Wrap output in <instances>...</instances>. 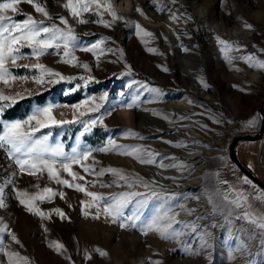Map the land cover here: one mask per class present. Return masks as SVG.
I'll use <instances>...</instances> for the list:
<instances>
[{
	"label": "rangeland",
	"instance_id": "1",
	"mask_svg": "<svg viewBox=\"0 0 264 264\" xmlns=\"http://www.w3.org/2000/svg\"><path fill=\"white\" fill-rule=\"evenodd\" d=\"M36 2L45 6L52 17L51 20H46L47 24L55 23L65 27L58 18H68L78 36V47L74 54L79 64H88L91 71L82 66H73L76 62L62 63L61 56L56 54L43 55L39 62L64 76L91 75L94 79L87 85L80 79L39 85L31 79L33 75H38L37 70L10 66L14 75L28 76L29 79L17 80L10 86L0 83V89H3L5 94L14 95L19 92L25 99L49 92L50 97L42 104L32 103L23 117L5 119L3 115L14 104L6 107L0 116V129L3 123L24 121L36 109L50 104L58 105L53 109L56 119L71 120L74 114L88 107L76 110L72 106L82 104L92 97H96L95 102L100 103L99 97L107 93V99L103 102L104 106L100 112H89L82 117L84 120L95 118L113 105L130 102L139 93V108L117 107L111 116L105 117L104 125L107 127L98 124L91 132L81 136L82 124L54 126L41 129L35 133V137L48 135L50 146L63 144L64 150L69 154L74 148L80 151L98 149L111 137L121 145H142L154 150L161 154L158 160L169 157L163 159L164 164L183 162L187 170L143 165L134 158L119 153L93 152V158L98 162L97 171L110 166L121 168L126 174L138 175L149 182L150 189L140 185L130 188L123 182L121 186L102 187L101 185L112 184L116 177L112 174L99 177L85 174L79 165H73L74 171L86 176L88 181L95 182L88 185V190L101 193L105 197L131 191L162 193L159 198L153 197L143 205L137 204L136 201L145 197L132 198L125 214H139V223L144 224L166 210H170V214L179 213L176 219L182 223L174 227L181 235L175 239H162L155 232L143 235L139 227L121 229L118 224L106 222L103 217L94 219L91 215L85 216L81 201L90 198L84 193L57 185L55 181L49 180L47 173L37 176L24 173L17 175L14 184L5 188L7 207L0 208V218L16 233L21 244H15L7 234L5 243L10 244L12 249L19 251L21 255L29 257L31 264H151L152 261H160L161 264H219L221 251L216 244L230 242L224 253V264H264V249L260 245V240L264 237L244 220L233 219L229 223L225 215L213 216V206L206 198L217 189L224 192L233 187L248 194L250 211L264 215V198H257L264 197V190L234 164L228 151L235 136L256 134L262 124L260 109L264 102V69L251 67L240 57L250 55L254 57V62L264 61V0H176L175 3H172V0H110L117 15L124 17L113 21L111 12L101 9L102 18L112 22L110 27L96 23L99 17L93 11L82 15V19L89 21L88 23H79L71 16L70 11L63 7L67 0ZM101 3L104 4V0H101ZM161 7L165 10L160 11ZM18 8V13H8L17 22L23 21L26 15H32L37 20L45 19L26 0L20 3ZM172 13L179 19H170ZM137 23L142 29L153 33V36L137 35ZM216 24L224 35L236 30L251 33L247 42L240 36H234L235 40L219 36L228 41L233 49H238L233 50L237 54L235 57L238 67L230 64L224 57L219 58L222 46L212 40L214 35L221 33V29L215 27ZM246 24L252 27L247 28ZM216 28L217 31L214 30ZM160 33L164 38L160 37ZM180 34L182 43L175 44L176 36ZM101 39H104L102 48L114 51H105L100 55L99 52L93 54L81 50ZM148 48H154L156 51L149 52ZM183 48L187 49V54L181 51ZM117 49L122 51H115ZM21 53L28 56L31 50L25 47L21 49ZM36 62V59L32 58L19 60L17 63L30 65ZM129 65L131 75H121L128 71ZM183 65L188 66L187 70L183 69ZM164 68L168 71H164ZM247 68L259 72L258 82L252 80ZM189 72H194L196 79ZM201 79L208 85L205 87L207 97L194 86L195 82ZM132 81L159 88L160 98L157 99L154 93L143 91L139 84H132ZM23 99L18 98L17 102ZM171 103L179 104L180 110L171 107ZM145 111H155L158 115L153 114L154 118L163 122L160 124L154 121L156 123L143 125L142 117ZM164 116L169 119H163ZM180 117L187 118L181 120ZM253 118L257 120V125L254 128L246 127V122ZM126 129H132L145 139L126 135ZM168 141L183 142L187 146L177 148ZM237 154L245 166L264 181V139L240 142L237 145ZM171 157L176 160L170 159ZM87 163H92V158ZM190 166L192 168H189ZM16 170L4 149H0V183ZM61 176L71 179L64 172ZM173 177L175 179H172ZM244 178L250 183H244ZM223 181H227V184L222 183ZM44 187L63 191L65 198L57 196L52 201H37L38 206L44 211L60 208L70 219L61 220L53 214L51 220H41L27 212L15 195L17 189L35 193ZM169 196L173 198L168 199ZM215 200L217 204L221 203L219 197ZM181 205L196 211L189 214L180 207ZM89 211L94 213L96 209L91 208ZM233 215H240V211L237 210ZM197 217L203 219L197 220ZM188 223H195L197 230L192 231L191 227H186ZM45 227L47 232L44 231ZM52 241L63 243L66 251L57 253L48 246ZM241 241L247 245L246 248L240 247ZM211 243L215 249H205L204 246ZM97 248L108 255L101 256L96 251ZM85 252L91 254L90 260L85 258ZM68 257H71V260ZM6 259L0 254V262Z\"/></svg>",
	"mask_w": 264,
	"mask_h": 264
},
{
	"label": "snow or ice",
	"instance_id": "2",
	"mask_svg": "<svg viewBox=\"0 0 264 264\" xmlns=\"http://www.w3.org/2000/svg\"><path fill=\"white\" fill-rule=\"evenodd\" d=\"M22 2H25V0H0V83L10 86L17 80L26 81L29 79L28 76L14 75L11 67H23L25 69L37 70L38 75H33L31 79L39 85L56 83L60 80L72 81L76 79L83 80L84 84L87 85L89 81L93 80L94 77L91 75L80 77L64 76L62 73L39 62L40 57L43 55L56 54L61 56L60 62L62 63L73 64V62H76L73 66H82L89 72L91 71L88 64H79L78 59L74 54V50L78 47V36L69 24L68 18L64 16L58 18L60 23L65 27H61L55 23L47 24L46 20H51L52 17L46 7L42 6L39 2H36V0H26V2L33 5L35 11L42 14L45 19L37 20L32 15H26V18L23 21L17 22L14 17L8 15V13H18V5ZM175 2L176 0H172V3ZM63 7L68 9L71 16L76 18L79 23L89 22L82 19L83 13L89 11H93L94 14L99 17L95 21L96 23L104 24L106 27H110L112 22L102 18L103 11H110L113 21L116 19H124V17L117 15L110 0H104V4L101 3V0H67ZM101 9H103V11H101ZM159 10L164 11L165 9L161 7ZM137 11L141 10L137 9ZM170 19L176 21L179 17L175 13H172ZM188 19H191V17H188ZM135 27L137 29V35L153 36V33L142 29L138 23L135 24ZM245 27L251 28L252 26L246 24ZM217 39L222 46L225 58L231 64L235 58L231 57L229 52L238 49H233L228 41L222 40L219 37ZM103 43L104 39H101L91 46L84 47L81 50L93 54L99 52L100 55H103L105 51H114L113 49L105 50L102 48L101 45ZM25 47L31 50V53L28 56L21 53V49ZM49 50H52V52L50 53ZM115 51L122 50L117 49ZM148 51L155 52L156 49L148 48ZM32 58H35L37 62L30 65L17 63L19 60ZM240 59L247 61L253 68L264 69V61L254 62V57L250 55L240 57ZM97 60H99V55H97ZM127 67L128 71L126 73H121V75H131V66L129 65ZM163 70L168 71L167 68H164ZM200 82L204 87H208L202 79ZM132 84H139V87L143 89V91L156 94L157 99L161 96V90L159 88L149 87L147 84L137 81H132ZM132 84H130L129 87H131ZM77 87H79V85H77ZM74 90L75 89H73V91ZM18 98L23 99L24 97L19 92L14 95H8L5 94L3 89H0V116H2L5 108L15 104ZM106 99L107 93L99 97L100 103H96L95 101L97 98L92 97L90 100L82 102V104L72 106L76 110L85 106L88 107H85L84 111H79L74 114L73 119L71 120L56 119L53 115V109L58 107V105L50 104L43 108L36 109V111L24 121L17 120L14 122L3 123L2 129H0V149H4L7 157L12 160L17 170L13 171L3 183H0V208L7 207L5 202V188L10 184H14L17 175L27 173L30 176H37L38 174L47 173L49 180L55 181L57 185L74 188L90 198L81 201L83 214L85 216L91 215L94 219H100L103 217L106 222L118 224L121 229L139 227V230L143 235L155 232L162 239H175L179 237L181 233L177 232L174 227L175 225L182 223L176 219L179 213L170 214V210H166L144 224L139 223V214H125V209L132 202V198L145 197L144 199L136 201L137 204L143 205L153 197L159 198L162 193L156 191H150V193L131 191L121 193L117 196L105 197L101 193L89 191L88 185L95 182L88 181L86 176H82L80 173L74 171L73 165H79L85 174H94L98 177L112 174L116 177L112 184L101 185L102 187H111L113 185L121 186V182H123V184L128 185L130 188L140 185L145 189H150L151 185L149 182L144 181L138 175H128L121 168L110 166L101 168L97 171L96 164L98 162L93 158V152L119 153L121 155L132 157L138 163L143 165H158L160 168H178L180 170H187V166L183 162L164 164L163 159H168L169 157H162L158 160L157 158L161 157V154L154 150L147 149L142 145H121L111 137H109L104 146L98 149L89 148L85 151H80L77 148H74L71 154L64 150L63 144L50 146L48 144V135H44L41 138L35 137V133L43 128L77 123L83 125V131L80 135L84 136L85 133L91 132L98 124L107 127L104 125V119L106 116H111L117 107H126L128 109L139 108L141 102L140 94L138 93L128 103L122 102L120 105H113L95 118H89L87 120L82 119V117L86 116L89 112H100V109L104 106L103 102ZM189 103H192V101H189ZM153 114L158 115L155 111H153ZM186 118L187 117H180L181 120ZM163 119L168 120L169 117L164 116ZM256 125L257 120L255 118L249 119L245 124V126L249 128H254ZM125 133L128 136L145 139V137L134 132L132 129H126ZM168 143L177 148L187 146L183 142L173 143L172 141H168ZM90 158H92V163H87ZM170 159L174 161L176 160L175 157H171ZM221 159H223V157H221ZM62 172L67 173L71 179L62 178ZM172 179L175 178L173 177ZM78 181H83V183ZM222 183L227 184V181H223ZM244 183H250V181H248L247 178H244ZM36 187L39 188L38 185ZM15 195L19 203L25 207L27 212L38 216L41 220H51L53 214L61 220L70 219V217H68L60 208H53L50 211H44L37 204V201H52L57 196L64 199L65 193L63 191H57L51 187H44L35 193H29L27 190L17 189ZM216 197H219L221 201L220 204L216 203ZM172 198V196L168 197V199ZM206 198L213 206V216L216 214L225 215L229 223H231L233 219L244 220L255 228L258 231V234L264 237V215H257L250 211L251 205L248 203V194L241 190H237L236 188L229 187L227 191L224 192L217 189L215 193ZM257 198L260 199L264 197ZM180 207L189 214L196 211L195 209H187L184 205H181ZM91 208H95L96 211L94 213L90 212L89 209ZM237 210L240 211V215L234 216L233 214ZM199 219H203V217H197V220ZM185 226L191 227L192 231L197 230V225L195 223H188ZM44 231H48L47 227L44 228ZM5 234H7L15 244H21L16 233L9 229L8 225L3 221V218H0V254L7 258L6 261L0 262V264H31L29 257L21 255L19 251L13 250L10 244L5 243ZM260 245L261 248L264 249V239L260 240ZM48 246L53 248L57 253L62 254L66 251L65 245L59 241H52ZM240 247L243 249L246 248L247 245L241 241ZM96 251L99 252L101 256L108 255L107 252L99 248H97ZM85 258L90 260L92 258L91 254L85 252ZM68 259L71 260V257H68ZM151 264H161V262L152 261Z\"/></svg>",
	"mask_w": 264,
	"mask_h": 264
},
{
	"label": "bare ground",
	"instance_id": "3",
	"mask_svg": "<svg viewBox=\"0 0 264 264\" xmlns=\"http://www.w3.org/2000/svg\"><path fill=\"white\" fill-rule=\"evenodd\" d=\"M217 26H215V27H219L220 28V26L218 25V24H216ZM214 29L215 31H217L218 29ZM221 29V28H220ZM221 33V35L219 34H216V35H214V37H213V42L214 43H219V41H218V37L219 36H221L222 38H224L223 36H225V38H232V40H235V38H234V36H236V37H241V38H243L244 40H246V42L249 40V38H250V36H251V33H249L248 31H241V30H236V31H231L230 32V34L229 33H227L226 32V35H224L223 34V32H222V29H221V31H220ZM216 33H218V32H216ZM160 37H162V38H164V36H163V34H161L160 33ZM221 37H219L220 39H222ZM224 38V39H225ZM229 40H231V39H229ZM181 44L182 43V39H181V34L180 35H177L176 36V39H175V44ZM214 45V44H213ZM181 51H183V53H185V54H187L188 53V51L187 50H185L184 48L181 50ZM217 51H218V49H217ZM218 54V53H217ZM229 55L231 56V57H233V58H235V59H233V61H232V65L233 66H235V67H238L239 66V64H238V62L236 61V57H235V55H237L236 53H234L233 52V50L232 51H230L229 52ZM219 58H225V55H224V51H223V49H221L220 48V51H219ZM188 64H190V63H188ZM187 68H188V66L187 65H183V69L184 70H187ZM247 71H248V73L251 75V77H252V80L254 81V82H258L259 80V72L258 71H256V70H253L252 68H247ZM190 73V75H192L195 79H196V74L194 73V72H189ZM201 80H199V81H196L195 82V88H197L199 91H200V93L203 95V96H206L207 97V90H206V88L201 84V82H200ZM170 104V103H169ZM171 107H175V108H177V109H179L180 110V108H179V104H177V103H171ZM126 112V111H125ZM154 121H157L155 118H154V116H153V113L152 112H150V111H145L144 112V115H143V117H142V124L143 125H146L147 126V124H149V123H152V122H154ZM158 123H162L163 121H160V120H158L157 121ZM154 123H156V122H154ZM193 159V157L192 158H190V160H192ZM235 164V163H234ZM236 165V164H235ZM189 168H192L191 166L189 167ZM251 170V169H250ZM252 171V170H251ZM162 172V171H161ZM255 174V173H254ZM160 175H162V174H160ZM256 175V174H255ZM248 177V176H247ZM260 179V178H259ZM254 182V181H253ZM264 182V181H263ZM255 183V182H254ZM255 184H257V183H255ZM258 185V184H257ZM259 186V185H258ZM260 187V186H259ZM260 188H262V187H260ZM263 189V188H262ZM264 190V189H263ZM214 243V242H213ZM213 243H211V244H206L204 247H205V249H208L209 251H213L214 249H215V247H214V245H213ZM230 243V242H229ZM229 243L226 245V244H221V243H219L218 245L216 244V247H220V251H221V256L219 257V259H218V262H219V264H224V261L226 260L225 258H226V256L224 255V253L226 252V250L228 249V247H229ZM211 256V255H210ZM209 256V257H210ZM232 260V259H231ZM210 262H211V257H210V260H209ZM231 264V263H230ZM239 264H243V263H239Z\"/></svg>",
	"mask_w": 264,
	"mask_h": 264
},
{
	"label": "water",
	"instance_id": "4",
	"mask_svg": "<svg viewBox=\"0 0 264 264\" xmlns=\"http://www.w3.org/2000/svg\"><path fill=\"white\" fill-rule=\"evenodd\" d=\"M261 115H262V124L259 129V131L256 134H243V135H237L233 138L230 146H229V155L232 159V161L236 164V166L246 175L248 176L252 181L257 183L260 187L264 189V182L257 177L248 167L245 166V164L242 162L240 157L237 154V145L240 142L244 141H256V140H262L264 139V102L261 106Z\"/></svg>",
	"mask_w": 264,
	"mask_h": 264
},
{
	"label": "trees",
	"instance_id": "5",
	"mask_svg": "<svg viewBox=\"0 0 264 264\" xmlns=\"http://www.w3.org/2000/svg\"><path fill=\"white\" fill-rule=\"evenodd\" d=\"M50 97V93H42L38 95H34L32 97L25 98L23 100L18 101L11 108H9L3 117L5 119H14L17 117H23L29 111L32 103L42 104L46 102V100Z\"/></svg>",
	"mask_w": 264,
	"mask_h": 264
}]
</instances>
